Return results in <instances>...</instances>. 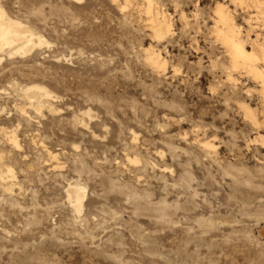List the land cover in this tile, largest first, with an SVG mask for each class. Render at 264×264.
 <instances>
[{
	"label": "rangeland",
	"instance_id": "obj_1",
	"mask_svg": "<svg viewBox=\"0 0 264 264\" xmlns=\"http://www.w3.org/2000/svg\"><path fill=\"white\" fill-rule=\"evenodd\" d=\"M153 2L162 40L146 0H0L49 42L0 61V264H264V90L216 33L223 6L264 43L254 0Z\"/></svg>",
	"mask_w": 264,
	"mask_h": 264
},
{
	"label": "bare ground",
	"instance_id": "obj_2",
	"mask_svg": "<svg viewBox=\"0 0 264 264\" xmlns=\"http://www.w3.org/2000/svg\"><path fill=\"white\" fill-rule=\"evenodd\" d=\"M146 1V12L148 19L151 21L150 28L153 30V35H155L157 40L167 38V36L171 35L170 33L172 32L170 18L165 12L155 7L153 0ZM254 3V12L251 13L250 20L254 21L256 27H264V2L254 0ZM216 21V33H218V38L221 39L230 56L231 68L237 71L244 70L250 76L254 77V79L258 80L264 90V43L257 37L256 39L249 40V44H247V40L244 39L241 27L236 24L231 12L223 6L218 7ZM48 44L49 42L30 26L18 19L12 18L0 4V61L3 59L2 55L4 52H6L9 56L25 55L37 46ZM150 53L151 52H149V63L152 64L153 68H163L165 70L166 61L161 53L159 51L154 52L153 50L152 53ZM232 69L230 72H232ZM225 74L227 75V73ZM232 75H228V80H231ZM24 93L27 98L33 99V101H30V105L39 112L41 107L44 105V101L42 100L47 102L46 100L53 97L52 92L46 86L41 84H32L24 87ZM249 117L256 123L253 114L250 113ZM10 141H12L16 147H19L15 135L10 137ZM204 145L207 147H214V145L209 141L205 142ZM48 155L56 158L51 152H49ZM129 161L137 163L139 160L135 158L130 159ZM8 172L12 177H9L8 174V176L2 175L0 185L1 187L6 188L5 190L12 192L14 184L8 181V178H13L12 169H8ZM65 192L67 200L73 207L76 214H81L84 201L87 198L86 187L82 186L78 182L69 183L66 186ZM260 234L264 235V227L261 229Z\"/></svg>",
	"mask_w": 264,
	"mask_h": 264
}]
</instances>
